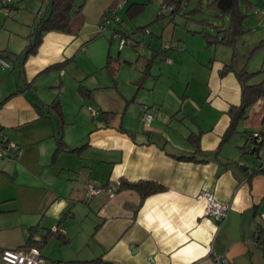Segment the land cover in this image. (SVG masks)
<instances>
[{
  "label": "crops",
  "instance_id": "0c3cea01",
  "mask_svg": "<svg viewBox=\"0 0 264 264\" xmlns=\"http://www.w3.org/2000/svg\"><path fill=\"white\" fill-rule=\"evenodd\" d=\"M129 1L76 0L81 8L70 31L44 32L23 62L31 30L27 38L14 37V28L1 20L0 51L20 56L0 58L7 63L0 62V129L19 147L17 155L0 158V249L25 246L32 236L53 264L96 258L103 262L93 264H219L214 253L227 264H264V247L252 240L256 225L264 227V144L248 138L264 133V96L250 106L239 130L220 143L229 124L227 109L241 96L234 72L220 74L232 47L206 44L198 32L205 26L198 22L170 28V16L156 28L147 23L126 28L122 18L112 23L132 36L130 45L116 51L99 36L100 23L104 13H117ZM195 2L182 10L183 18H194L185 13ZM239 4L251 8L249 20L264 0ZM48 5L49 0L44 10L31 8L19 16L31 29ZM203 9L199 14L216 22ZM0 12L6 15L1 7ZM223 21L227 25L228 17ZM257 21L264 35V17ZM250 31L236 41V69L255 46H261L256 54L264 52V38L247 44ZM162 42L171 43L163 51L170 61L160 56ZM108 56L118 59L115 81L105 68ZM55 64L64 66L42 72ZM263 78L264 73L252 81ZM80 85L92 90L88 97ZM56 97L65 122L64 150L57 149L55 116H39L35 107ZM101 111L109 112L107 119ZM142 111L152 114L150 121L142 120ZM123 179L153 181L164 190L141 200L134 189H115ZM89 185L101 192L87 199ZM202 192L227 205L221 224L205 214ZM58 226L62 234L52 231Z\"/></svg>",
  "mask_w": 264,
  "mask_h": 264
},
{
  "label": "trees",
  "instance_id": "16d2710c",
  "mask_svg": "<svg viewBox=\"0 0 264 264\" xmlns=\"http://www.w3.org/2000/svg\"><path fill=\"white\" fill-rule=\"evenodd\" d=\"M151 0H146V2H132L125 10L129 18H134L142 12L147 3ZM194 0H161L160 5L168 9L167 15L174 16L176 14H181L182 10L186 9L191 5ZM240 0H196L195 4L187 11L185 14H190V16L203 13V6L211 12L212 18L216 22L206 17H201L199 19H194L192 17H186L188 19L192 18L193 21L198 22L201 28L198 30L201 33L208 45L224 44L232 47L233 54L230 62L224 64V67L220 71L221 75L229 71H233L241 88V96L239 104H231L227 109V114L229 116V124L224 131L220 143L226 141L232 134L239 130L240 123L247 117L249 108L258 98L264 96V78L258 82H253L252 79L264 73V68H260L256 71H249L247 69V62L249 57L255 52V46L245 57V62L240 68L236 69L234 67L235 63L238 62L235 56V45L239 37L243 36L250 31V26L246 24L247 18L249 16L250 7L246 9L241 8L239 4ZM12 7L13 2H12ZM48 12L38 13L34 23L31 25V32L29 34V43L25 46L22 51L21 61L23 62L27 55L34 53L42 40V35L44 32L49 30H58L63 32L70 31V21L74 15L78 13L81 8V4L77 3L76 0H49ZM159 15H162L161 12ZM228 17L227 25L224 24V17ZM118 23V22H117ZM206 25L212 28V31L206 29ZM123 34H128L118 29H113ZM12 54L13 60H17L20 53H9V51H0V58L10 57ZM163 53L160 52V56ZM118 59H112L110 56L107 57L105 68L112 81H115V75L117 72L118 65L116 64ZM63 64H55L44 69L42 72H47L51 69L61 68ZM147 74L143 73L140 77L143 80ZM80 93L84 97H88L92 90L86 88L84 85L79 87ZM35 107L38 110L39 116H55L57 122V149L64 150L67 148L63 138L62 129L65 124L63 119L62 105L59 99L56 97L50 103H35ZM109 112L101 111V115L107 119ZM4 129H0V143L11 142L6 138ZM262 133V132H261ZM194 139V138H192ZM258 144V143H257ZM259 143L258 145H260ZM257 148V147H255ZM76 148L73 150H79ZM189 158H194L193 156H188ZM261 169H258L259 171ZM122 188H129L136 190L141 197V200L147 195L155 192L164 190V187L156 182L148 180H138V181H127L120 180L117 182L116 190ZM98 227L96 224L95 228ZM32 237V236H31ZM26 243L25 246L36 245V242L32 238ZM103 262L101 258L91 259V260H70L66 261L65 264H93ZM106 263V262H104Z\"/></svg>",
  "mask_w": 264,
  "mask_h": 264
},
{
  "label": "built area",
  "instance_id": "2783aa9c",
  "mask_svg": "<svg viewBox=\"0 0 264 264\" xmlns=\"http://www.w3.org/2000/svg\"><path fill=\"white\" fill-rule=\"evenodd\" d=\"M1 10L8 16H12L13 7L12 0H1ZM262 12L264 13V6L262 7ZM119 22L120 18L116 13V10H112L104 13L101 23L100 30L106 29L112 22ZM147 31V29H145ZM113 36H118V45L119 48L122 49L128 42L132 41V36L130 34H123L117 31H112ZM171 44L169 42H162L160 47V52L163 53L166 49L170 48ZM84 49V47H82ZM162 58L170 61L171 59L164 54H162ZM0 62L3 65H7L2 59ZM88 110L93 118L97 117L98 111L88 105ZM141 118L144 121H150L152 118V114L147 111L141 112ZM248 138L256 143L264 144V133L261 132H253ZM19 153V147L17 144L13 142L9 143H0V158L3 156L11 155L15 156ZM101 192V188L89 185L86 190V198H90L93 194ZM199 196H203L206 200L205 214L211 216L214 221L218 224H221L227 215V205H224L218 202L212 194L207 192L200 193ZM52 231L63 233L62 227H54ZM40 237L36 239L39 241ZM253 243L257 247H264V227H260L256 225L255 230L253 232ZM214 259L219 264H227V259L224 255L214 253ZM0 264H53L48 261L44 256H42L40 252L39 245L32 246H22L17 248H1L0 249Z\"/></svg>",
  "mask_w": 264,
  "mask_h": 264
},
{
  "label": "rangeland",
  "instance_id": "374dc122",
  "mask_svg": "<svg viewBox=\"0 0 264 264\" xmlns=\"http://www.w3.org/2000/svg\"><path fill=\"white\" fill-rule=\"evenodd\" d=\"M34 1L35 0H13L12 2H14V4L17 6V9L13 8L12 16H6L2 12H0V22L3 18L6 19L7 24H10V25L5 26V27L11 28V29L14 28L13 29V30H15V33H14L15 36L14 37H16V35L18 36V34H20L21 36L24 35L23 37L27 38L25 34H27L29 32V30H31V29H29L30 22L23 19L22 15L19 16V14L22 12V13H24V15H28V11L31 8H35V12H37V10H39L40 8H41L40 10L42 11V10H44V8L46 6V2L48 0H36L38 3H34ZM132 1L133 2H146V0H130L129 3L127 4V6ZM35 5H37V7ZM257 8H259V2H258ZM125 9L126 8H124V7L119 8L117 11V15L119 16V18H122V20H123L122 23L126 28H131L134 25L146 24V23H147L146 24L147 26H150V27L152 26L153 28H156L158 22H161V26H163L168 21V19L170 20V18H169L170 16L167 15L168 9L166 7L161 8L160 0L149 1L147 3V5L144 7V9L142 10V12L140 14H138L135 19H132V20H130V18L127 16ZM112 10L113 9H111L110 11H112ZM17 11H20V12H17ZM256 11L257 12L254 13V15L249 20H247V24H252V30L246 36V38L248 39L247 44H249L251 46L256 45L259 42L260 38L261 39L264 38L262 31L259 29V26L257 25V22H258L257 20L262 19V17H264V13L262 12V8H261V10L257 9ZM160 12L162 15H159ZM193 17L194 18H201V17H203V15L197 14V15H193ZM254 21H257V22H254ZM176 22L177 23L179 22L178 24H180L182 26H187V27H195L197 24L192 19L183 18L182 15L176 14V15H174V21L168 22L167 25H169L168 27H170V28L180 27V25L174 24ZM112 23L115 24L117 22L114 21ZM112 23H111V25H109L108 28L103 29L100 32L99 36L101 38L106 39V41L107 40L111 41L110 44H111L112 48L115 49L116 51L122 50L119 48V45H118L119 37L113 36V32H112L113 24ZM263 24H264V22H263ZM196 29H198V28H196ZM146 32L149 33V31H146ZM28 39H29V37H28ZM130 43H132V42H128L124 47H126L127 45H130ZM260 48H261V46H259L258 49H256V51L254 53H252V57L254 56V54H256V52ZM263 62H264V52H259L252 58L251 62L248 64L247 69L250 71L256 70V69L260 68V65ZM85 107L88 109V105H85Z\"/></svg>",
  "mask_w": 264,
  "mask_h": 264
}]
</instances>
